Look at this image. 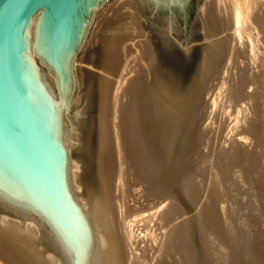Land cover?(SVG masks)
Here are the masks:
<instances>
[{
    "label": "bare ground",
    "instance_id": "1",
    "mask_svg": "<svg viewBox=\"0 0 264 264\" xmlns=\"http://www.w3.org/2000/svg\"><path fill=\"white\" fill-rule=\"evenodd\" d=\"M201 4L210 24L189 74L160 62L148 38L132 55L133 33L106 34L83 56L114 79L111 190L125 264H264V0ZM34 27L33 17L30 52L58 99Z\"/></svg>",
    "mask_w": 264,
    "mask_h": 264
},
{
    "label": "water",
    "instance_id": "2",
    "mask_svg": "<svg viewBox=\"0 0 264 264\" xmlns=\"http://www.w3.org/2000/svg\"><path fill=\"white\" fill-rule=\"evenodd\" d=\"M194 1L138 6L150 23ZM102 2L0 0L2 264H125L111 190L114 79L74 62ZM33 17L34 53L58 99L30 52Z\"/></svg>",
    "mask_w": 264,
    "mask_h": 264
},
{
    "label": "rangeland",
    "instance_id": "3",
    "mask_svg": "<svg viewBox=\"0 0 264 264\" xmlns=\"http://www.w3.org/2000/svg\"><path fill=\"white\" fill-rule=\"evenodd\" d=\"M122 1L123 0H103L100 6L94 11L92 22L79 46L77 55H75L74 62L78 66H83V68H86V63L83 61V56L85 58L87 49L92 46L91 44H96L97 39L99 40L98 42L103 41V38H106V34H137L136 28L131 27L126 23V21H130V15L127 14H129V11H133V9L131 6L129 7L128 3L123 4ZM131 1L137 10L138 25L144 28V34H137L133 39H128L125 41L127 42L126 44H128L127 46L130 45L128 48L131 54L133 55L135 52L137 53V51L139 52L142 49L140 47L138 48L134 42L148 38L150 40V45L153 48L154 54L160 62L164 63L166 66L178 65L179 68H183L184 73L189 74L191 69H193L192 66H194L193 64L196 60V56L198 55L200 44L205 40L200 38L199 35L204 31V26L206 25L207 27L210 24V19H203L202 13L200 12V6H202L201 3H203V0H195L188 5V8L185 12L181 10L150 23H146V20L138 6V0ZM119 4L120 6H123L119 7ZM121 12L124 13V16H126L123 20H119L121 17V14L119 13ZM115 21H119V25L124 28L118 26V28L112 29L111 24ZM113 24L115 25V23ZM188 45L192 48L194 47L195 50H189L188 53L185 54L187 48L186 46ZM132 46H136L137 50ZM78 57H80V60H78ZM42 66L45 67V65ZM92 69L97 70V67H93ZM113 140H115L114 136ZM118 163V156L115 152L116 168L118 167Z\"/></svg>",
    "mask_w": 264,
    "mask_h": 264
}]
</instances>
